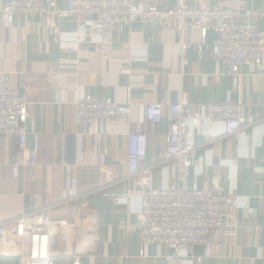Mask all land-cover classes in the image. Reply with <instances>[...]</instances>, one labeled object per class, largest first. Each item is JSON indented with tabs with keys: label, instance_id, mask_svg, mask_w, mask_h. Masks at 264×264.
<instances>
[{
	"label": "crops",
	"instance_id": "1",
	"mask_svg": "<svg viewBox=\"0 0 264 264\" xmlns=\"http://www.w3.org/2000/svg\"><path fill=\"white\" fill-rule=\"evenodd\" d=\"M244 1L264 9V0ZM8 2L0 0V71L10 74L12 83L28 93L26 128L39 135L40 152L37 164L21 166L19 176L14 177L12 164L20 150L19 139L0 135V221L54 206L50 248L56 264H73L76 257L80 264H169L164 257L171 252L169 247L142 246L136 230L119 227L121 221H136L134 210L140 205L138 197L124 201L131 185L126 179L129 135L146 137V157L140 166H155L154 187L166 181L178 183L176 170L166 171L159 165L170 131L171 105L241 101L253 123L247 134L221 133L213 139L205 121L204 132L194 139L200 146L199 156L212 165L203 171L191 169L184 182L204 188L220 176L221 185L241 202L237 233L223 238L211 253L196 248L195 254L203 256L201 262L184 264H251L253 257H258L256 264H264V56L260 66H242L240 86L210 50L200 56L192 45L184 52L182 37L174 27L153 38L151 25L141 22L112 33L106 42H84L71 52L60 38L77 28L73 18L60 19L54 29L42 17L20 15L6 28L1 18ZM208 2L227 5L228 0ZM58 5L67 7L68 0H58ZM258 26L264 29V20ZM214 38L210 32L208 40ZM186 39L198 43L199 29L192 27ZM84 94L131 105V121L96 120L90 132L82 134L74 104ZM151 102L164 105L161 123L146 119L145 108ZM215 129L221 132L222 125ZM101 154L112 169L111 178L101 167ZM230 159L237 168L230 166ZM72 193L76 198L69 201ZM63 222L71 227L65 230ZM0 264L24 262L18 256L0 255Z\"/></svg>",
	"mask_w": 264,
	"mask_h": 264
},
{
	"label": "built area",
	"instance_id": "2",
	"mask_svg": "<svg viewBox=\"0 0 264 264\" xmlns=\"http://www.w3.org/2000/svg\"><path fill=\"white\" fill-rule=\"evenodd\" d=\"M209 0H68L67 7H60L58 0H9L2 9V25L10 27L16 16L42 17L45 24L57 29L62 18H73L77 28L67 37L66 49L76 52L84 42H106L114 32H123L134 22L150 24L153 38L163 29L174 27L182 37V49L192 45L201 56L210 50L213 58L225 66V73L241 86L244 65L260 66L264 56V29L258 26L264 20V9L250 7L244 0H228L227 5L211 4ZM196 27L200 40L192 44L186 39L189 30ZM212 32L215 38L208 40ZM75 121L82 134H88L96 120L108 123L131 121V105L118 103L111 98L99 99L89 94L75 100ZM146 119L161 123L164 105L151 102L145 108ZM30 118V102L26 90L12 83L10 74L0 71V135L17 136L20 150L12 164L14 177L20 174L21 166L35 165L40 152V138L26 128ZM170 131L166 137V150L159 164L166 171H177L178 183L164 182L153 186L155 166L141 167L146 157L145 135L131 133L129 173L131 182L124 201L138 197L140 205L135 209L136 221L132 224L121 221L120 229L136 230L142 246L156 244L167 246L165 255L169 264L201 262L203 256L195 254L196 248L211 253L215 245L225 237L237 233L241 206L237 195L227 192L216 175L209 187H188L191 169L203 171L211 166L198 154L200 146L195 136L204 132V122L209 123L207 132L213 139L221 133L241 137L253 124L246 114V105L239 102L201 104L196 107L189 102L171 105ZM250 121V122H249ZM222 125L221 132L215 128ZM30 133V134H29ZM29 135L32 146L29 147ZM225 160H222V164ZM158 166V165H157ZM230 166L237 164L230 159ZM101 167L111 178L112 169L101 154ZM76 198L71 194L70 200ZM120 202V197H115ZM47 206L0 221V255L20 257L24 264H56L51 251V236L54 231L52 210ZM68 230L69 222L62 223ZM144 253V249L140 250ZM258 257L251 258L256 264ZM73 264H80L79 257Z\"/></svg>",
	"mask_w": 264,
	"mask_h": 264
}]
</instances>
